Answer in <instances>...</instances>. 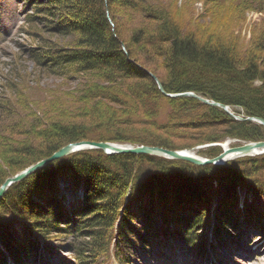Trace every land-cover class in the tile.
I'll list each match as a JSON object with an SVG mask.
<instances>
[{
    "label": "trees",
    "instance_id": "obj_1",
    "mask_svg": "<svg viewBox=\"0 0 264 264\" xmlns=\"http://www.w3.org/2000/svg\"><path fill=\"white\" fill-rule=\"evenodd\" d=\"M24 2L30 11L19 29L21 34L36 39L43 31L65 41L43 40V45L25 50L28 58L42 72L66 79L79 76L80 83L35 106L29 103L36 99L25 96L16 104L0 101V112L10 119L0 124V185L69 143L184 150L227 138L264 141L262 125L237 121L224 110L193 98L163 95L147 75L148 68L138 61L141 57L161 70L163 77L157 79L166 94L192 92L229 107L236 116L264 120V20L247 45L231 29L247 12L264 13V0H205L210 11L221 10V15H215L210 26H194L192 31L186 28L190 24L179 22L160 0ZM124 14L144 15L145 19L131 27ZM20 84L9 81L6 89L13 95L30 90ZM220 153L218 146L199 151L206 158ZM62 177L74 190L81 187L84 191V199L73 209V233L71 216L55 195ZM238 188L249 190L254 202L261 201L264 155L236 159L224 166H195L151 155L79 151L7 189L0 200V246L6 253L0 249V264L7 257L16 264L35 259L41 246L38 241L14 242L12 230L19 221L44 241L73 234L77 263L96 264L100 256H110L115 234L121 235L130 226L139 195L148 198L142 212L146 226L154 222L148 216L150 206L159 205L167 208L160 214L164 226L168 221L176 226L184 222L179 232L185 233L186 242L196 244L203 237L197 230L207 213L191 218L171 204L191 206L190 202L206 200L216 189H225L236 200ZM254 202L248 205L247 214L258 221L262 213L256 211ZM217 220L221 227H215L216 237L221 228L237 225L235 218ZM151 234L142 240L147 241Z\"/></svg>",
    "mask_w": 264,
    "mask_h": 264
},
{
    "label": "rangeland",
    "instance_id": "obj_2",
    "mask_svg": "<svg viewBox=\"0 0 264 264\" xmlns=\"http://www.w3.org/2000/svg\"><path fill=\"white\" fill-rule=\"evenodd\" d=\"M160 4L165 8H168L170 14L178 19L179 22L182 21L190 24L191 26L186 27L190 31L193 30L192 27L195 28L194 26H210L211 21L214 19L213 17L215 15H221V10L210 11L208 8L209 4L207 5L205 0H160ZM23 10L24 7L22 6V0H0V101L3 100L8 103L16 104L15 102L17 100L21 102V96H25L29 100L32 98L36 99L34 101L38 100L37 102L31 101L29 103L31 106H35L40 104L43 98L50 99L53 96L61 94L62 90H71L78 87L80 80L79 76H72V78L66 79L65 77L42 72L37 68L33 61L28 58L25 50L43 45V40L50 39L53 43L58 42L60 44H64L65 41L43 31L37 34L36 39L21 34L19 28L23 22ZM174 13L176 15H174ZM127 15L130 16L127 17ZM127 15L124 14L123 17L127 19V26L131 27L143 23L142 19H145L144 15ZM121 19L122 15L120 17L118 16V23L121 22ZM263 20V12H247L245 13L244 20L237 25L234 23L235 27L231 26V29L235 34L240 36L242 44L247 45L252 37V32L259 28L258 25H260ZM216 29L219 33V27H216ZM142 60L143 59L139 57V64H143V66L148 68L147 75L152 80V76L156 78L163 77L161 70L154 68L149 63ZM9 81L24 84V87H29L28 89L30 90L24 89L21 91L22 93L13 95L6 89V84H8ZM25 84L28 86H25ZM41 93L43 94L41 95ZM18 111L19 110H17V112ZM8 120L10 121L9 117H6L0 112V124L4 122L7 123ZM247 142L249 141L227 138L221 143L198 145L194 148L201 147V149L195 150L194 155L206 159V157L199 154L200 150H206L213 146H218L223 152V147L231 149ZM60 181L63 187L60 191V197L62 195L65 197L63 201L64 207L67 210L72 209L70 206L72 203L76 204V201L78 200V192L71 188L66 177H62ZM233 196L234 195H232V197ZM235 196L237 198V207L231 209V212H228L226 215H235L239 217L240 223L238 224V231L241 232L240 240H235L237 239V232L228 229L229 234L224 235L221 245H217L219 248H216L217 255L219 256V261L216 259L217 263L264 264V231L254 228L252 224L243 222V215L245 214L244 208L247 209L248 207L245 205H249V203L253 201V195L249 190L239 188L235 191ZM222 198H230L228 191H225V189L220 190L218 194L210 196L211 205H208V209L209 211H214V218H211L210 225L215 223L214 219L219 216L218 205H215L216 200L217 202H221ZM146 203H148V198L147 196L142 195H139L138 200L134 201V212L131 222L133 232L126 230L124 235L117 238L118 249L116 250V254L118 256L112 259L111 264H201V260L199 262V259L196 258L193 253L185 254L182 249H180L181 246L176 242L177 239L174 235H172L173 239L167 240L168 244H171V242L175 243L172 250L163 247L161 244L148 242V244L145 245L140 242L138 235H145L146 231L151 229V227L145 226L142 217V212L146 209L144 208ZM254 203L256 206H264V197L261 201H255ZM242 206L245 207L242 208ZM257 209L262 210V208ZM161 211V208H153V212L150 211L149 213V215L153 214L156 216L155 223L152 226V229L154 230H161L162 226L159 222ZM208 224H206V226ZM206 229L207 228H204L201 231L204 233L206 232V234L209 233L210 236V231ZM12 232V239L16 244H19L23 240L35 242L38 239L36 233L31 231L30 227H26L23 221L17 222ZM73 239L72 236L64 234H58L45 241L41 239L40 241L43 247L42 250L39 251L36 260H29L24 264H74L75 241ZM159 239L161 240V238ZM209 241H211V236L209 237ZM78 244L79 242H77V245ZM222 255L226 258L225 261L221 258ZM211 261V263L214 264V260Z\"/></svg>",
    "mask_w": 264,
    "mask_h": 264
},
{
    "label": "water",
    "instance_id": "obj_3",
    "mask_svg": "<svg viewBox=\"0 0 264 264\" xmlns=\"http://www.w3.org/2000/svg\"><path fill=\"white\" fill-rule=\"evenodd\" d=\"M154 82L156 83L160 92L170 98L175 97H189L200 101L201 103L218 107L224 110L227 115L231 118L239 120V121H248V122H257L258 124L264 127V120L260 118H246L242 119L240 117H236L232 112L229 111V107L217 103L214 101H209L203 97L197 96L192 92H185V93H177V94H166L162 88L161 83L159 80L152 76ZM221 146V145H219ZM85 149H98L103 151L107 155H151L162 157L169 160H180L191 163L195 166H207V165H214V166H222L225 165L228 161L234 160L236 158L244 157V156H254V155H261L264 154V141L260 142H251L246 145L233 147L231 149L224 148L223 152L213 158H201L194 155V151L201 149V147H197L194 149L189 150H169L162 147L157 146H145V145H119L109 142H90V141H82L78 143H69L54 153L51 154L50 157L45 158L36 162L35 164L25 168L24 170L16 173L15 175L8 177L4 180V182L0 185V200L4 196L6 190L13 184L21 182L22 180L26 179L29 175L33 174L35 171L41 169L42 167L64 158L72 153L85 150Z\"/></svg>",
    "mask_w": 264,
    "mask_h": 264
},
{
    "label": "bare ground",
    "instance_id": "obj_4",
    "mask_svg": "<svg viewBox=\"0 0 264 264\" xmlns=\"http://www.w3.org/2000/svg\"><path fill=\"white\" fill-rule=\"evenodd\" d=\"M207 100H208V99H207ZM209 101H210V100H209ZM235 116H236V115H235ZM236 117H240V116H236ZM240 118H242V117H240ZM246 118H248V117H246ZM246 118H242V119H246ZM250 118H254V117H250ZM235 120H236V119H235ZM237 121H239V120H237ZM248 143H251V141H249V142H247V143H244V144H242V145H246V144H248ZM242 145H240V146H242ZM236 147H237V146H236ZM225 148H226V147H225ZM228 149H229V148H228ZM221 153H222V150H221ZM221 153H220V154H221ZM220 154H218V155H220ZM218 155H217V156H218ZM129 222L131 223V222H132V219H130Z\"/></svg>",
    "mask_w": 264,
    "mask_h": 264
}]
</instances>
